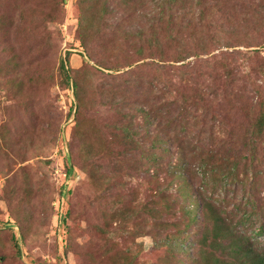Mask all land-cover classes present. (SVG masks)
<instances>
[{"label":"rangeland","instance_id":"obj_1","mask_svg":"<svg viewBox=\"0 0 264 264\" xmlns=\"http://www.w3.org/2000/svg\"><path fill=\"white\" fill-rule=\"evenodd\" d=\"M263 110L264 0H0V264L264 247Z\"/></svg>","mask_w":264,"mask_h":264},{"label":"trees","instance_id":"obj_2","mask_svg":"<svg viewBox=\"0 0 264 264\" xmlns=\"http://www.w3.org/2000/svg\"><path fill=\"white\" fill-rule=\"evenodd\" d=\"M66 59L67 56L65 57V59L62 58L59 67L64 74L66 84L70 86L72 92L76 96V99L79 100V96L77 94L76 89L77 83L75 80H73V76L71 77L68 73ZM254 126L258 131H261L263 129L264 110L257 115V119L254 123ZM126 137H128L127 134ZM129 140L133 141V143H137V139H132V137ZM156 142L158 141L156 140ZM206 162L207 160L201 161L198 164V167L200 165L206 164ZM225 164L228 168H230V166L232 167V169L235 168V165L232 163L230 165V163L226 161ZM212 166L213 164L208 165V167ZM223 176H225V173L223 174ZM201 201L202 206L205 210L204 215L205 217H207V214H209V217L207 219L208 221H210L211 224L209 230L206 231V229H204L203 232V239L205 237V233L208 232V235L205 237V240H207L208 242L207 246H205L204 248H207L206 250L208 251L209 246L214 244V246L217 245V243H215L216 241L218 242V244L219 242L221 243V237L222 239L226 238L228 241L227 243H223L224 245L221 249V253H219L218 255H210L208 259L202 255V264H264V247H258L255 242L253 243L250 240V237L247 235L238 233L235 234L231 232V230L227 229V227L225 228L223 218L220 212H218L217 207H215V205H212L211 202L206 201L204 198H202ZM218 209L222 210L220 208ZM63 219L64 218H62L61 220ZM203 219L205 222H207V219H205L204 216Z\"/></svg>","mask_w":264,"mask_h":264}]
</instances>
